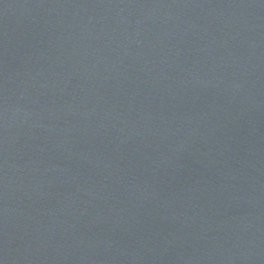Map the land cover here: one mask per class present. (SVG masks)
Segmentation results:
<instances>
[{
	"label": "water",
	"instance_id": "1",
	"mask_svg": "<svg viewBox=\"0 0 264 264\" xmlns=\"http://www.w3.org/2000/svg\"><path fill=\"white\" fill-rule=\"evenodd\" d=\"M0 264H264V0H0Z\"/></svg>",
	"mask_w": 264,
	"mask_h": 264
}]
</instances>
